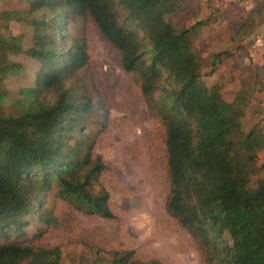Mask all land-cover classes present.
I'll return each instance as SVG.
<instances>
[{
	"label": "trees",
	"instance_id": "1",
	"mask_svg": "<svg viewBox=\"0 0 264 264\" xmlns=\"http://www.w3.org/2000/svg\"><path fill=\"white\" fill-rule=\"evenodd\" d=\"M180 7V0H29L27 10L0 11V79L23 70L9 56L22 50L20 38L4 33L14 21L32 26L26 52L40 63L37 85L23 91L30 103L20 102L11 115L0 112V239L22 233L34 214L51 228L56 218L44 202L54 188L84 214L115 217L110 192L100 183L108 165L86 148L84 120L105 110L79 78L89 62L88 44L71 30L81 18L118 51L162 131L167 209L190 233L202 263L264 264V178L250 185L259 131L243 123L255 87L245 82L229 101L222 80L200 81L203 64L191 28L179 32L167 19ZM261 12L264 0L240 31L264 23ZM4 99L0 90V110ZM0 264H62V250L7 242L0 245ZM89 264L164 263L140 261L135 250L124 249Z\"/></svg>",
	"mask_w": 264,
	"mask_h": 264
},
{
	"label": "rangeland",
	"instance_id": "2",
	"mask_svg": "<svg viewBox=\"0 0 264 264\" xmlns=\"http://www.w3.org/2000/svg\"><path fill=\"white\" fill-rule=\"evenodd\" d=\"M263 0H180L181 7L167 15L177 31L190 29V38L203 64L200 81L212 85L223 81V97L233 100L245 82L254 84L251 105L243 117L247 130L258 126L256 171L250 185L264 178V23L240 31L239 26ZM29 8V0H0V11ZM262 16L264 15V12ZM76 39L86 38L89 62L79 78L98 108L84 120L86 148L100 154L108 169L100 183L110 192L114 218L87 215L49 191L44 207L56 222L49 228L38 214L29 218L24 231L7 242L34 241L60 246L62 264H89L97 256L112 258L117 250H135L136 259L164 264H203L190 233L170 214V189L166 146L161 129L149 111L139 85L119 64L120 55L101 36L93 22L77 19L72 28ZM6 36L20 38L21 51L10 58L23 64L20 74L0 79L4 105L11 115L19 103H30L23 91L37 85L40 63L27 54L33 43L27 21L12 22ZM236 37L235 39L233 37ZM107 112V114L105 113ZM99 185H96L98 189Z\"/></svg>",
	"mask_w": 264,
	"mask_h": 264
}]
</instances>
